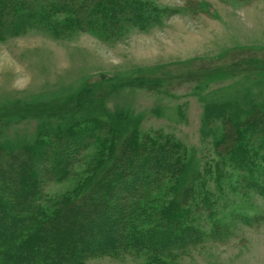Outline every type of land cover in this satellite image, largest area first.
I'll list each match as a JSON object with an SVG mask.
<instances>
[{
	"label": "rangeland",
	"instance_id": "rangeland-1",
	"mask_svg": "<svg viewBox=\"0 0 264 264\" xmlns=\"http://www.w3.org/2000/svg\"><path fill=\"white\" fill-rule=\"evenodd\" d=\"M145 1L140 16L157 21L130 27L118 40L93 31L60 38L40 27L0 39V148L30 154L57 132L124 115L141 135L177 140L199 168L215 164L222 126L216 117L208 127L206 115L223 105L249 110L264 102V0ZM100 149L89 146L65 179L43 174L53 160L38 159L40 175L18 200L35 183L46 210L51 200L73 196ZM230 165L221 179L203 177L195 197L203 243L175 258L177 264H264V191ZM21 166L4 163L1 174L14 178ZM109 214L112 225L119 222V214ZM144 262L143 255L124 253L91 256L83 264Z\"/></svg>",
	"mask_w": 264,
	"mask_h": 264
},
{
	"label": "trees",
	"instance_id": "trees-1",
	"mask_svg": "<svg viewBox=\"0 0 264 264\" xmlns=\"http://www.w3.org/2000/svg\"><path fill=\"white\" fill-rule=\"evenodd\" d=\"M0 1V39L40 27L60 38L93 31L112 41L130 27L145 29L158 19L144 12L140 16L142 7L149 6L145 0ZM217 109L205 117L208 127L215 125L216 117L222 126L214 141L218 158L210 168L189 162L185 147L172 137L160 132L141 135L124 115L95 120L91 129L82 125L83 131L57 132L30 154L0 148V264H83L91 256L124 253L145 256L144 264H177L175 258L203 243L197 223L201 204L195 197L207 173L221 179L227 174L223 166L231 164L264 191V102L249 110L227 105ZM95 143L101 148L98 158L73 196L51 200L46 210L35 183L25 200H18L20 193H27L23 189L28 181L40 175L38 159L53 160L43 174L65 179ZM4 163L22 166L9 179L1 174ZM126 179L132 180L130 187ZM110 212L120 216L115 225ZM104 228L108 232L102 233Z\"/></svg>",
	"mask_w": 264,
	"mask_h": 264
}]
</instances>
